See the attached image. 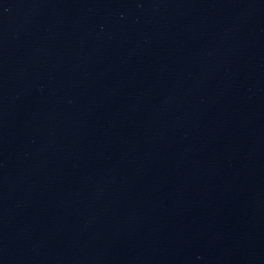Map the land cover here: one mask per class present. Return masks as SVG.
Listing matches in <instances>:
<instances>
[{
    "label": "water",
    "instance_id": "obj_1",
    "mask_svg": "<svg viewBox=\"0 0 264 264\" xmlns=\"http://www.w3.org/2000/svg\"><path fill=\"white\" fill-rule=\"evenodd\" d=\"M0 264H264V0H0Z\"/></svg>",
    "mask_w": 264,
    "mask_h": 264
}]
</instances>
